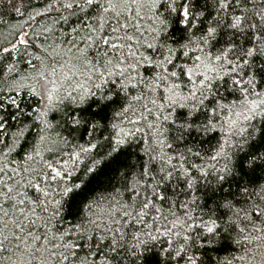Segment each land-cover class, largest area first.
I'll return each mask as SVG.
<instances>
[{
	"label": "snow or ice",
	"instance_id": "6c2138e0",
	"mask_svg": "<svg viewBox=\"0 0 264 264\" xmlns=\"http://www.w3.org/2000/svg\"><path fill=\"white\" fill-rule=\"evenodd\" d=\"M0 264H264V0H0Z\"/></svg>",
	"mask_w": 264,
	"mask_h": 264
}]
</instances>
